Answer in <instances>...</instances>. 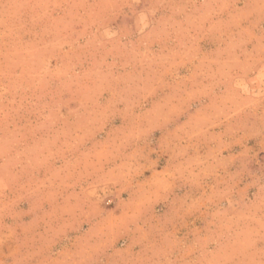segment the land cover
Wrapping results in <instances>:
<instances>
[{"label":"rangeland","instance_id":"obj_1","mask_svg":"<svg viewBox=\"0 0 264 264\" xmlns=\"http://www.w3.org/2000/svg\"><path fill=\"white\" fill-rule=\"evenodd\" d=\"M0 264H264V0H0Z\"/></svg>","mask_w":264,"mask_h":264}]
</instances>
